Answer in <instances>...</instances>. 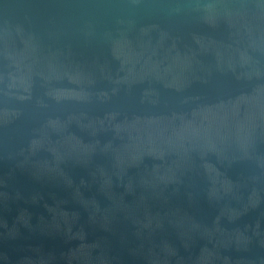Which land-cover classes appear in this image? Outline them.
<instances>
[{
  "label": "water",
  "instance_id": "95a60500",
  "mask_svg": "<svg viewBox=\"0 0 264 264\" xmlns=\"http://www.w3.org/2000/svg\"><path fill=\"white\" fill-rule=\"evenodd\" d=\"M0 264H264V0H0Z\"/></svg>",
  "mask_w": 264,
  "mask_h": 264
}]
</instances>
